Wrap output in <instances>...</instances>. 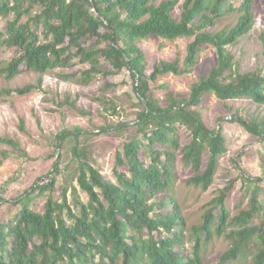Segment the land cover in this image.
I'll list each match as a JSON object with an SVG mask.
<instances>
[{"label": "trees", "instance_id": "16d2710c", "mask_svg": "<svg viewBox=\"0 0 264 264\" xmlns=\"http://www.w3.org/2000/svg\"><path fill=\"white\" fill-rule=\"evenodd\" d=\"M255 2L0 0V50L18 49L16 56L0 60V77L11 80L26 71L41 74L36 83L7 93L25 95L42 90L44 74L81 64L86 67L58 76L88 85L100 76L108 78L127 70L138 107L133 121L138 136L116 153V181L105 176L87 155L83 159L75 146L79 158L76 177L88 201L81 198L76 186H72L71 199L70 186L62 189L60 200L54 197L62 173L58 159L49 174L39 177L33 186L38 196L50 193L44 211L31 207L27 190L17 198L21 209L14 219L0 221V264H206V245L222 236L230 240L231 247L212 264H235L242 259L244 263L250 259L248 264H264V219L254 223L262 209L257 191L250 208L231 217L227 198L233 184L227 185L191 231L176 195L179 159L194 173L187 185L206 191L214 182L220 156L227 151L222 128L211 129L197 108L203 97L212 92L224 101L248 97L264 105V75L242 72L228 49L254 27ZM151 36L168 40L194 36L184 66L178 58L161 60L148 73L146 53L139 41ZM206 45L216 48L218 63L192 84L187 97L170 92L168 104L162 105L152 94V82L161 75L192 72ZM232 120L264 141V116L235 115ZM21 121L25 129V121ZM130 125L124 121L102 130ZM181 127L191 134L184 146ZM81 133L84 130L79 127L60 131L58 147L64 148L67 140L77 139ZM0 140L22 149L16 140ZM260 179L248 177L251 182Z\"/></svg>", "mask_w": 264, "mask_h": 264}, {"label": "rangeland", "instance_id": "374dc122", "mask_svg": "<svg viewBox=\"0 0 264 264\" xmlns=\"http://www.w3.org/2000/svg\"><path fill=\"white\" fill-rule=\"evenodd\" d=\"M161 0H158V2ZM183 1V0H182ZM256 22L252 30L241 37L237 44L228 49L234 54L242 72L259 71L264 75V0L255 2ZM180 8L176 9V14ZM4 25V21H1ZM194 36L179 37L168 40L151 36L140 40L139 45L146 53L147 70L161 60H180L184 66L187 46ZM18 49L11 47L0 50V60H9L16 56ZM218 63L216 48L204 46L199 60L192 72L177 75H161L152 82V94L162 105L168 104V93L187 97L192 84ZM86 65L72 68H58L43 75L42 90L20 95L17 92L7 93L26 84L36 83L40 73L26 71L8 80L0 77V137L16 140L21 150L0 140V221H11L21 209L17 200L25 191L31 193V207L43 212L49 192L38 196L33 186L39 177H45L60 159L62 173L57 178V189L53 193L57 199L62 198V189L70 186L68 198L72 197V186H76L81 198L87 202L88 195L81 190L76 177L78 157L73 148L78 146L81 157L84 154L108 178L116 181L114 166L117 151H123L126 142L138 136L133 121L137 117V99L133 90V79L127 70L108 78L102 76L88 85H81L62 80L58 73H70L82 70ZM109 82L114 86H108ZM106 104H105V103ZM203 114L206 124L211 129L222 128L227 137V151L220 156L213 184L208 190L190 187L187 180L194 174L191 169L178 162L177 197L182 204L183 212L189 222V230L197 226L203 214L214 204L212 200L221 194L227 185L233 187L227 198L231 217L243 209L250 208V199L257 191L262 209L255 219L259 224L264 219V141L249 133L240 123L233 121L235 115L245 118L264 116V105L248 97L222 100L214 93H207L197 107ZM25 121V129L22 121ZM129 121V127L102 129ZM77 127L84 130L76 139L71 137L64 148H59L56 135L68 128ZM181 145H186L191 134L189 129H179ZM142 137V136H140ZM143 157H149L144 152ZM207 161V156L204 159ZM248 177L261 178L251 182ZM192 242L188 248H192ZM231 247L226 236L215 237L206 245L203 256L206 264H212L219 256ZM250 259H242L235 264H248Z\"/></svg>", "mask_w": 264, "mask_h": 264}]
</instances>
